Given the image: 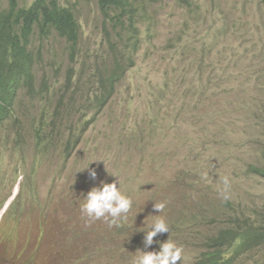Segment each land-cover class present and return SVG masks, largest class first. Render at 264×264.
<instances>
[{"label": "trees", "instance_id": "trees-1", "mask_svg": "<svg viewBox=\"0 0 264 264\" xmlns=\"http://www.w3.org/2000/svg\"><path fill=\"white\" fill-rule=\"evenodd\" d=\"M160 1L0 0V170L10 175L0 191V207L9 198L21 167L28 164L33 172L50 154L64 155V162H70L82 134L110 105L135 67L143 43L154 34ZM177 1L196 6L195 0ZM193 17L197 20V15ZM226 19L224 14L219 26L226 24ZM248 29V65L237 71L253 75L264 89V22ZM207 37L202 36L204 42ZM242 40L247 41L243 34ZM201 49L203 56L205 45ZM215 54L224 60L231 52L225 49ZM217 65L208 62L206 69L201 63L194 66L191 60L175 71L171 86L177 100H183L179 109L191 108L197 97L218 92L215 88L221 87L224 79L231 87L233 72ZM168 85L164 78L149 91L152 105L147 113L152 110L150 126L154 129L146 131L139 123L127 128L128 140L119 136L118 149L131 151L132 146L158 137L160 115L155 108ZM241 101L233 108L244 109L246 121L264 128V95L246 104L240 105ZM226 115L225 124L234 116L231 110ZM216 129V135L229 133L224 126ZM219 142L221 148L231 145ZM189 148L195 156L180 169L177 180L182 188L183 201L179 203L184 218L178 229L188 228L190 239L201 225L207 232L201 248L194 250L195 264H264V146L259 148L258 158L243 169L240 160L233 157L234 148L215 154L226 159L223 166H213L210 158ZM141 157L143 160V153ZM147 161L143 160L142 166ZM232 175L249 178L255 187L244 191L234 188ZM24 177L17 199L30 188V177ZM0 179L2 184L5 179ZM225 180L227 199L222 195ZM16 200L7 215L15 213ZM167 221L171 223L172 217ZM184 264L190 263L185 260Z\"/></svg>", "mask_w": 264, "mask_h": 264}, {"label": "rangeland", "instance_id": "rangeland-1", "mask_svg": "<svg viewBox=\"0 0 264 264\" xmlns=\"http://www.w3.org/2000/svg\"><path fill=\"white\" fill-rule=\"evenodd\" d=\"M195 4L188 6L177 0L158 3L154 34L143 43L135 67L119 86L110 105L91 121L90 127L82 134L71 158L75 163L91 156L85 166L89 164V168H95L97 178L91 179L87 169L74 172L72 167L78 195L76 200L72 196L68 200L62 199L55 189L58 185L63 186L66 179L70 181L69 170L67 168L64 181L59 184L65 165L58 155L50 154L36 170L38 191L32 188L23 193L17 209L20 218L6 220L0 215V264H25V260L21 262L27 255L25 249L34 248L38 235H43L39 243L41 251L33 264H132L138 249L148 251V248L144 249V232L141 229H145L142 224L148 226L152 222L153 215H159L153 208L154 203L159 202L158 194L166 204L165 209H171L176 215L183 213L179 203L183 201L182 188L177 180L181 178L180 169L195 156L189 146L210 158L213 166L225 164L226 159L215 154L229 148H234L233 157L240 160V169L258 158L259 148L264 146V128L246 121L245 110H237L233 104L241 100L240 105L246 104L264 95L260 80L237 71L248 65L251 46L248 27L264 22V0H195ZM224 14L227 23L219 26ZM194 15H197V20ZM88 27L85 28L86 33L90 31ZM206 34L208 37L204 42L202 36ZM242 34L247 41L242 40ZM225 49L231 52L230 59L228 56L223 60L221 55L215 54ZM191 60L194 66L201 63L206 69L207 63L213 61L218 68L233 72L231 87L235 88L228 89L231 87L224 79L221 87L215 88L218 92L197 97L191 108L179 109L183 100H177L171 82L175 71L186 67ZM164 78L169 85L166 92L158 96L160 106L155 108L160 115L158 137L132 146L131 151L123 147L118 149L119 136H124L126 142L128 140L127 128L136 127L139 123L146 131L154 129L150 126V120L154 118L152 110L147 113L152 105L148 95ZM228 110L234 116L225 124ZM223 126L229 133L216 135L219 131L216 128ZM217 140L231 145L221 148L222 143ZM7 146L14 147L13 144ZM142 153L143 160H148L144 166ZM99 159H104L105 164L92 161ZM152 163L153 168L149 166ZM111 173L120 178L121 190L134 201L127 220L119 221V226H110L103 219L90 220L81 212L83 195L91 187L98 186L101 180L110 183L118 179ZM0 177L5 179L2 184L0 179L1 191L2 186L9 182L10 175L0 170ZM231 180L238 190L255 187L249 178L232 175ZM8 188L7 185L2 194ZM38 220L46 226L48 222V233L46 228L44 234L40 233ZM200 230L205 233L204 228ZM25 241L29 244L24 249L22 242ZM65 246L68 249L62 253Z\"/></svg>", "mask_w": 264, "mask_h": 264}, {"label": "clouds", "instance_id": "clouds-1", "mask_svg": "<svg viewBox=\"0 0 264 264\" xmlns=\"http://www.w3.org/2000/svg\"><path fill=\"white\" fill-rule=\"evenodd\" d=\"M75 150L76 148L70 154V158H72V156L74 155ZM58 156L59 159L64 162L65 156L64 155H58ZM91 158L92 157L89 156L83 159L82 161L75 163H72L71 159L69 163L64 162L65 167L62 171L63 179L58 183L59 184L63 183L64 173L67 170V168L69 170L68 175L70 177V181L68 182L66 179L63 186L62 185L57 186V189H55V191L58 194V196H60L62 199L65 200H68L69 196H72L76 200L78 191L75 187V181L72 178V174H73L72 167L74 172H81L87 169L88 175L91 179L95 180L97 178L96 169L89 168V164L85 166L86 162ZM47 159H42L41 163L46 161ZM92 161H103L105 164L104 159L92 160ZM40 164L36 165L35 170L33 172L27 167L22 169V173L18 176L12 188L11 194L9 195V198L6 200L4 205L0 207V211L3 209L0 215H2L4 219L14 220L20 218L19 214L17 213V209L19 208L20 200L23 194L18 199L17 196L20 190V183L22 184L25 175L30 177V188L28 190L27 189L24 190V192L29 191L32 188H36V190L38 191L37 187L39 186L37 181L36 170L40 166ZM83 166L85 167L82 168ZM150 167L153 168V163L150 165ZM116 177L118 179L110 183L101 180L98 186L94 185L93 187H91V189L87 192L86 195H83L84 200L83 203L81 204V212L84 215H86L90 220L103 219L107 221L110 226L111 225L119 226L118 224L119 221L127 220L128 213L132 210L134 201L130 195L126 194L121 190L120 178L118 176ZM224 184H225V189L222 195L224 199H227L228 181L225 180ZM63 191H68V192L64 193ZM158 198H159V202H155L153 208L155 211L159 213V215H153V220L148 226L141 223L142 226L145 228V229H141L144 232V236H143L144 249L148 248V251L138 249L136 251L137 255L132 260V264H184L185 260L190 264H195L196 263L195 256L197 254L195 253L194 250L201 248L204 242L203 240L204 235L207 232L202 233L200 230L199 233L195 235L194 239H190L188 228L178 229L181 228L180 227L181 221L184 220L183 216L173 214L171 212V209H165L166 204L165 202H162L161 194H158ZM15 200L18 202L17 205H14L16 209L14 211L15 213L7 215L10 206L13 204V202L15 203ZM57 208L59 210L60 205L57 206ZM168 213L173 220L171 223L167 221V218L169 217L167 216ZM38 222H39V228H41L40 233L44 234L45 228H46V232L48 233V229H47V227H49L48 222H47V226L46 223H44L43 221L41 222L40 220H38ZM199 228L201 229L203 228V226L201 225ZM0 232H1V227H0ZM8 237L10 236L8 235ZM42 237L43 235H38V240L33 245L34 248L29 251H26L25 249L26 245L29 243L26 241L22 242L27 255L21 260V262L23 260L26 261L25 264H33L35 262L38 253H40L41 251V249H39V243L41 242ZM67 249L68 247L65 246L63 248L62 253H65ZM20 256L23 257L22 254Z\"/></svg>", "mask_w": 264, "mask_h": 264}]
</instances>
